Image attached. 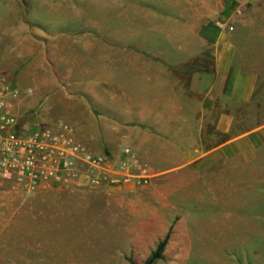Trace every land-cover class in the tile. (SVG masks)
Listing matches in <instances>:
<instances>
[{"label":"rangeland","instance_id":"1","mask_svg":"<svg viewBox=\"0 0 264 264\" xmlns=\"http://www.w3.org/2000/svg\"><path fill=\"white\" fill-rule=\"evenodd\" d=\"M230 2L0 0V35L26 23L47 30L66 24L74 35L90 29L106 40L121 34L129 41L137 29L140 60L144 51L160 73L163 55L170 49L177 55L168 35L177 42L212 38ZM211 65V59L203 64ZM219 106L232 109L235 135L264 124V94L252 103L221 98ZM250 133L261 141L236 144L229 157L190 160L180 174L154 177L136 155L151 175L143 184L124 182L137 169L129 156L116 162L108 153L106 169L84 167L82 186L70 189L25 194L0 179V264H147L168 232L151 264H264V128ZM211 135L202 128L203 137ZM254 148L256 157L246 158L243 151Z\"/></svg>","mask_w":264,"mask_h":264},{"label":"crops","instance_id":"2","mask_svg":"<svg viewBox=\"0 0 264 264\" xmlns=\"http://www.w3.org/2000/svg\"><path fill=\"white\" fill-rule=\"evenodd\" d=\"M51 27L26 23L0 35V69L21 89L15 113L29 129L66 122L88 150L116 162L129 146L154 177L261 141L250 132L264 124L235 135L234 113L219 101L252 103L264 94V0H231L212 38L177 42L168 35L177 55L172 49L163 55L167 66L160 73L144 51L140 60L137 29L128 41L121 34L106 40L90 29L74 35L66 24ZM209 59L212 65L204 67ZM204 127L215 136L203 137ZM243 152L246 158L257 153Z\"/></svg>","mask_w":264,"mask_h":264},{"label":"built area","instance_id":"3","mask_svg":"<svg viewBox=\"0 0 264 264\" xmlns=\"http://www.w3.org/2000/svg\"><path fill=\"white\" fill-rule=\"evenodd\" d=\"M20 95L21 89L13 85L9 75L0 72V179L13 191L36 194L70 189L82 186L79 181L84 167L106 169V156L88 150L70 124L59 121L36 130L24 126L15 113L14 101ZM123 150L130 166L137 168L126 174L124 182L147 183L149 169L138 166L131 147Z\"/></svg>","mask_w":264,"mask_h":264},{"label":"trees","instance_id":"4","mask_svg":"<svg viewBox=\"0 0 264 264\" xmlns=\"http://www.w3.org/2000/svg\"><path fill=\"white\" fill-rule=\"evenodd\" d=\"M169 237H170V232H168L165 238L161 241L160 245L158 246V249L153 252L147 264H151L155 259L161 256V252L163 251L165 245L167 244Z\"/></svg>","mask_w":264,"mask_h":264}]
</instances>
